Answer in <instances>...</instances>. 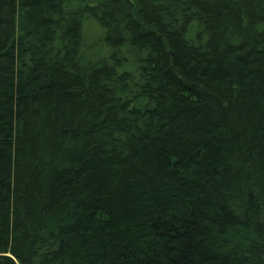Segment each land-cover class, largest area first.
I'll return each instance as SVG.
<instances>
[{"label":"trees","instance_id":"1","mask_svg":"<svg viewBox=\"0 0 264 264\" xmlns=\"http://www.w3.org/2000/svg\"><path fill=\"white\" fill-rule=\"evenodd\" d=\"M0 264H264V0H0Z\"/></svg>","mask_w":264,"mask_h":264},{"label":"rangeland","instance_id":"2","mask_svg":"<svg viewBox=\"0 0 264 264\" xmlns=\"http://www.w3.org/2000/svg\"><path fill=\"white\" fill-rule=\"evenodd\" d=\"M96 37L99 35L98 32L95 33Z\"/></svg>","mask_w":264,"mask_h":264}]
</instances>
